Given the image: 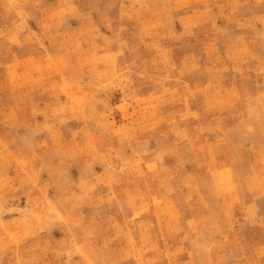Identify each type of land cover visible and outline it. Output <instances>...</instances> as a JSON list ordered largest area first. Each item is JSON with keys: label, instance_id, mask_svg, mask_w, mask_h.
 Instances as JSON below:
<instances>
[{"label": "rangeland", "instance_id": "374dc122", "mask_svg": "<svg viewBox=\"0 0 264 264\" xmlns=\"http://www.w3.org/2000/svg\"><path fill=\"white\" fill-rule=\"evenodd\" d=\"M0 264H264V0H0Z\"/></svg>", "mask_w": 264, "mask_h": 264}]
</instances>
